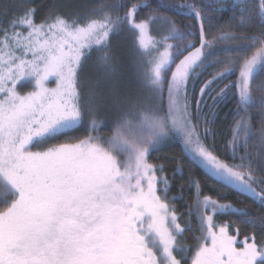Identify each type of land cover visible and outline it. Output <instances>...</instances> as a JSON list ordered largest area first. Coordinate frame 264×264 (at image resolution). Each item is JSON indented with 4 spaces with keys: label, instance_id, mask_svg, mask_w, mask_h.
Returning <instances> with one entry per match:
<instances>
[{
    "label": "snow or ice",
    "instance_id": "snow-or-ice-1",
    "mask_svg": "<svg viewBox=\"0 0 264 264\" xmlns=\"http://www.w3.org/2000/svg\"><path fill=\"white\" fill-rule=\"evenodd\" d=\"M159 7L193 22L181 27L148 0H53L39 20L32 0H14L15 15L0 13V264H264V213L203 193L191 175L187 215L199 235L188 257L191 227L164 165L149 159L179 137L191 163L264 209V0ZM121 34L132 37L134 86L111 51ZM93 53L97 75L85 82L79 71ZM229 212L260 240L216 221Z\"/></svg>",
    "mask_w": 264,
    "mask_h": 264
},
{
    "label": "trees",
    "instance_id": "trees-1",
    "mask_svg": "<svg viewBox=\"0 0 264 264\" xmlns=\"http://www.w3.org/2000/svg\"><path fill=\"white\" fill-rule=\"evenodd\" d=\"M53 2V0H32L33 6L37 9V20H39L48 9V6ZM96 2V0H93ZM133 2H138V0H133ZM164 3L169 4H183L186 2H193V0H163ZM195 2L199 3L200 0H195ZM148 3L151 6V9H159L161 14H166L177 21L184 27L187 24L192 23L193 21L185 18L186 10H165L164 8H160V0H148ZM14 0H0V13H4V19L7 20L11 16L15 15L14 12ZM150 8L144 7L140 10V14L137 17L139 20L141 17L147 16ZM231 15L230 12H227L223 15L222 19L214 18V26L223 23L228 16ZM235 23V21H233ZM153 34H155V26L153 27ZM111 51L113 56L120 62H129L132 60V37L130 34H121L119 36L111 37ZM89 60H93L95 62V53L92 54V57L86 60L80 71L79 77L87 82L85 75V63ZM209 69L208 71H211ZM235 79V77H232ZM24 87L21 88V91H30L31 83L30 81H25ZM234 110V101L232 99H226L223 102L217 113V125L222 127L224 130L227 129V125L232 120ZM101 117V116H100ZM105 118V117H101ZM259 114L254 113L252 116V123L257 128L259 127ZM103 130V129H102ZM107 132L106 130H103ZM73 135L85 136L87 132L81 130L80 132L73 133ZM218 138V150L221 151V155L225 159H231L228 152L221 148L222 140L220 138V133L217 131ZM159 150H155L150 154L149 159L151 162L155 164L164 165L165 173L168 176L171 182L170 195L173 197H177V199L173 200L176 209L179 213L183 214L181 222L185 221L191 227V231H186L184 234L183 243L187 248V256L190 257L194 251V246L196 241L194 240V236H198L199 232L196 231L198 225V217L195 215L189 217L187 215V206L194 200V188L189 186V176H194L199 179L203 193L209 194L214 198H219L221 202H231L236 207L247 208L250 213L253 215H259L264 213V209L261 208L260 204L251 196L246 193H240L238 189H234L230 186H225L223 182L217 181L210 174L206 173L202 167L197 164L191 163L190 157L183 151V144L179 140H169L164 142L162 145L158 146ZM179 159L182 162V174L177 171L176 161ZM257 175H264L262 172H258ZM3 189V184L0 182V190ZM226 193L227 195H218V193ZM216 221L219 224H228L229 231L231 234H235V229H239V240H243L245 235H250L255 232L257 240L259 241L261 238L260 229H253L249 224L243 222V218L237 213H223L217 214L215 217Z\"/></svg>",
    "mask_w": 264,
    "mask_h": 264
},
{
    "label": "rangeland",
    "instance_id": "rangeland-1",
    "mask_svg": "<svg viewBox=\"0 0 264 264\" xmlns=\"http://www.w3.org/2000/svg\"><path fill=\"white\" fill-rule=\"evenodd\" d=\"M131 61H129V62H127V61L126 62H120L119 61V62L122 65V72L124 74L125 79L128 80L129 83L134 86V78H133L134 69L132 67ZM85 75H86V79L85 80H87V82H91L92 80H94L96 78L97 70L95 68V62L93 60H89L88 62L85 63ZM115 115L116 114H115L114 111H109L107 109H101V111H100V116L101 117H105L103 119H114ZM103 130L107 131V129H103ZM169 140H179V141H181L179 137L170 138L167 141H169ZM237 246L239 247L240 245L238 244Z\"/></svg>",
    "mask_w": 264,
    "mask_h": 264
}]
</instances>
